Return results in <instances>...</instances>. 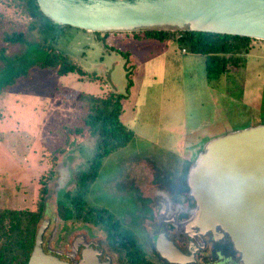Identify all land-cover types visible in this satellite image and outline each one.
<instances>
[{
	"label": "rangeland",
	"instance_id": "1",
	"mask_svg": "<svg viewBox=\"0 0 264 264\" xmlns=\"http://www.w3.org/2000/svg\"><path fill=\"white\" fill-rule=\"evenodd\" d=\"M26 21L10 0H0V45H6L5 30L22 28ZM56 48L86 73L34 69L0 92V207L35 210L42 198L43 218L50 220L45 244L65 256L78 238L102 240L99 226L61 220L56 199L75 188V173L89 168L95 152L96 136L74 131L86 113L79 94L115 91L125 95L120 120L133 136L103 157L85 192V205L108 210L155 253L150 240L155 224L181 229L167 219L178 205L185 207L188 222L195 214L196 202L183 185L210 139L264 124V41H252L249 51L217 79L206 77L204 55L183 53L173 39L163 43L131 33L96 35L65 27ZM127 72L132 78L128 91ZM172 190L177 198L171 199L169 211L165 191ZM164 198L167 211L159 214L158 200ZM145 204L149 214L143 213Z\"/></svg>",
	"mask_w": 264,
	"mask_h": 264
},
{
	"label": "water",
	"instance_id": "2",
	"mask_svg": "<svg viewBox=\"0 0 264 264\" xmlns=\"http://www.w3.org/2000/svg\"><path fill=\"white\" fill-rule=\"evenodd\" d=\"M36 1L53 23L90 32L203 31L264 41V0ZM187 184L196 202L190 222L200 233L222 231L243 264H264V124L210 139ZM49 223L43 218L27 264H70L44 252ZM86 254L81 264H112Z\"/></svg>",
	"mask_w": 264,
	"mask_h": 264
},
{
	"label": "trees",
	"instance_id": "3",
	"mask_svg": "<svg viewBox=\"0 0 264 264\" xmlns=\"http://www.w3.org/2000/svg\"><path fill=\"white\" fill-rule=\"evenodd\" d=\"M10 1L15 9L27 18V21L22 28L3 32L2 40L6 45H0V92L29 77L34 69L53 68L60 75L70 72L86 73L56 48L60 33L65 27L71 26L53 23L41 12L36 0ZM93 33L101 35L109 32ZM128 33L133 34L134 37L152 38L158 41L174 39L181 49L204 55L205 73L208 79L219 78L227 71L229 63L238 62V55L249 51L251 42L255 40L246 36L203 31ZM7 45L17 49L8 52ZM122 54L126 55L125 52ZM126 56H129V53ZM126 76L128 91L132 85V78L129 72ZM123 97L124 94L115 91L106 96L85 92L79 94L78 99L86 105V113L82 117V124L76 126L74 131L80 136H96V147L89 168L75 173V188L62 191L56 199V213L63 221L72 219L92 221L100 228L106 229L111 238L119 236L126 245L127 242L134 240L133 234L127 230L117 232V220L108 210L86 208L84 200L87 187L94 180L103 157L125 146L133 136V131L120 120ZM183 187L188 186L185 184ZM42 191L47 193V187L44 186ZM44 205V200L41 198L35 210L0 207V264H27L36 232L45 214Z\"/></svg>",
	"mask_w": 264,
	"mask_h": 264
},
{
	"label": "flooded vegetation",
	"instance_id": "4",
	"mask_svg": "<svg viewBox=\"0 0 264 264\" xmlns=\"http://www.w3.org/2000/svg\"><path fill=\"white\" fill-rule=\"evenodd\" d=\"M165 193L170 199L169 211H172L170 209V202L171 199L177 198V194L174 190L165 191ZM141 200L145 203L148 201L147 198H142ZM165 200L166 198L161 201L158 200L161 204L158 209L159 214L167 211L164 204ZM155 204L158 205V203ZM143 209V213L149 214L151 212L150 207L147 205ZM173 211L178 212V217L174 215V212L167 219L172 220L171 223L176 224V226L177 224H181L182 228L179 229V226H177V230L174 231L171 228V224H166L165 222H160L158 225L155 224L157 231L152 233L150 240H152L156 252L152 254L148 250L149 245L145 241L141 242L129 228H123L116 218L118 224L117 232L130 231L134 236L132 242H127L124 245V241H121L119 236L116 235L115 238H111L108 231L101 228L103 232L101 241L78 238L73 243L72 253L67 256L63 255L60 251L47 247L45 244V234L43 249L45 253L52 254L70 264H81V260L84 258V251L87 253L85 258H99L101 262L110 261L112 264H137L140 262L145 264H243L240 253L235 249L229 235L222 234V231H219L217 234H213L211 231L202 234L197 227L188 222L187 217L185 218L184 213L186 212L184 206L178 205ZM88 223L96 225L92 221ZM178 231L180 233L179 236ZM100 242H104L105 245H102ZM161 251H163V254ZM167 258H171L173 261Z\"/></svg>",
	"mask_w": 264,
	"mask_h": 264
},
{
	"label": "crops",
	"instance_id": "5",
	"mask_svg": "<svg viewBox=\"0 0 264 264\" xmlns=\"http://www.w3.org/2000/svg\"><path fill=\"white\" fill-rule=\"evenodd\" d=\"M174 40V39H173ZM167 41V40H166ZM166 41H162L163 43L164 42H166ZM181 51L183 52V53H187V51L183 48V49H181Z\"/></svg>",
	"mask_w": 264,
	"mask_h": 264
}]
</instances>
